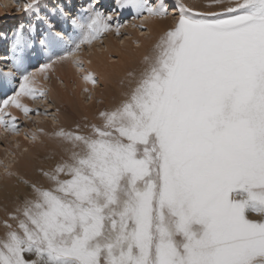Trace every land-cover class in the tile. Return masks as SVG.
I'll return each mask as SVG.
<instances>
[{"label": "snow or ice", "instance_id": "6c2138e0", "mask_svg": "<svg viewBox=\"0 0 264 264\" xmlns=\"http://www.w3.org/2000/svg\"><path fill=\"white\" fill-rule=\"evenodd\" d=\"M43 6L26 5L44 22L38 42L55 59L112 31L111 17L93 7L70 21L82 34L75 49L57 54L63 30L39 16ZM175 6V25L128 98L101 111L90 135L56 132L71 148L42 173L52 187L20 178L32 198L9 217L16 228L4 222L0 264H264V0H235L224 15ZM129 8L170 15L163 0H119L116 10ZM28 46L21 26L20 86L3 101L25 115L16 96L45 95L23 74ZM13 79H0V89ZM15 119L0 116V125L18 132Z\"/></svg>", "mask_w": 264, "mask_h": 264}, {"label": "rangeland", "instance_id": "374dc122", "mask_svg": "<svg viewBox=\"0 0 264 264\" xmlns=\"http://www.w3.org/2000/svg\"><path fill=\"white\" fill-rule=\"evenodd\" d=\"M179 1L178 0H163V2L165 4H167V6L169 8V12H170V15H168L164 18L166 20H169L171 23H174L173 26L176 23L175 17H177L179 14V9L175 5H183L184 6V2H182V0H179ZM196 1H198L199 5L201 6L202 9H210L209 7H211V8L213 7L212 10H215V9L218 10L219 12H215V13L221 14V15L227 14V8L235 3V0H196ZM34 2H36V0H0V31H2V33H3L4 30L5 31L7 30L6 32L8 33L10 30L13 29L12 28L13 24L17 25V27L15 28L16 31L21 26H23V36L29 45L28 47H26L22 50V54L24 53L23 56L25 57V58L23 57V59L25 60L28 58L27 60H25L26 61L25 67L27 70L25 74L31 73V80H32L35 73L40 74L38 72H42V74H41L43 77L42 78L43 80L41 79L42 84H40V85L39 84H36V85L31 84L30 87L35 88L34 90L37 93L43 92V93H45V95L43 97H39L37 95V98H35V99L33 97H31V95H26L25 102H22V104L24 106V105L28 104V102H30V104H29V110L30 111H29V114L25 116L22 108H20L21 110H19V116L15 117L16 118L15 119L16 125L19 128L18 132L6 130L5 127L3 128L2 125H0V127L5 130V132H3V134H5L7 136L9 135L8 137L6 136L7 138H9V137L12 138L13 137L12 135H15V137L17 136V140L18 139L24 140V141H27L29 144H31L34 142L35 139L30 140V138L27 136V135H29L28 134L29 131L35 132L37 127L45 128V124L50 125V129L52 131H54L53 135H50L51 140H48L45 138L39 139L38 141L35 140L36 143L38 144V147L36 148L37 150H35V151H36L37 155H41V157H42L43 151L46 148H48V150H50L51 148L56 150V148H54L55 143H58V142L63 143L56 137L55 134L59 130L63 129V125L67 121L65 120L66 117L64 115L57 113L56 110L58 107H60V108L63 107L64 109L69 108L71 110V112H72L71 116L73 117V124H74V125L73 124H71V125H72L74 130L79 129L82 134H85V135L89 134L90 135L91 134V125L94 123L97 125L102 123V121L98 118L99 117L98 113H100L101 111H105V110H108V111L113 110L119 106L120 102L121 103L124 102L128 98L132 89L135 87L136 81L141 76L140 74H142L147 69L146 68L145 70H143L141 72L137 68L135 69V67H134V70L131 71L133 66H130V69H131L130 74L132 76L129 73L126 74L128 77L125 75H120V77L115 78L113 80V81H117L116 83H114L112 80L111 81L109 80L110 82L109 81L102 82L99 80V78L101 77L99 75V73L97 75L94 74V75H92V77H95L94 79H96V80L98 79L97 80L98 83H95L93 86H91L90 89H89V87L88 88L86 87L87 89L85 87H83L81 89L76 85L77 79H79L80 75L78 74L79 77H78V75H76L75 77H71L72 75H69V74L63 75L61 72H59V69H58L59 66L64 64L65 60L70 59L69 61H71V62H77L78 61L77 59H79V58L82 59V58L91 56V54H97V52L99 51L98 45L104 44V41H103L104 38H105V40H107L106 38L109 37L108 40H111V42H113L116 46H118L120 48L124 47V45L122 44L123 40L129 39L128 37H131V35H133L131 37V40L133 42H136V41L142 42V44H141L142 46H137V45L132 44L133 48L136 49L138 47V50L139 49L141 50L142 47H148L149 48V46H150L149 49H151V50H149L147 52L148 55L146 56V59L150 61L156 55L157 45L159 44L161 38L164 36L165 33H162V35L158 37V35L155 34L154 32H153L154 36H153L151 31L145 32L147 30H146L145 26L143 25V21H140V20H143L144 16L138 17L136 15L135 9H130V8L129 9H121V10L117 11L116 9L118 7L119 0H43L44 6L38 10L39 16L40 17H47L49 20H51V22L56 25V31L58 33L61 32V30H63V35H64V39H65L64 44H65V46L68 45L67 46L68 50L66 49L65 46L62 45L61 48L63 47L64 49L61 50L59 48L61 51L59 52V50H58L57 54L67 55L68 51L75 49L76 44L82 38V34L79 32V30L73 31L72 25L70 23V21L75 16L81 15V16H85V18L90 17L94 14V12H93V7H94L95 11H99V12L111 17V20L109 21V23L111 24L112 31L104 33L102 35V37L100 38V41H103V42H100L97 40L98 43L95 41L96 44L95 43L93 44V42H92L93 45L92 44L91 45L90 44L89 45L88 44H81L79 47V50H81V51H78L79 53H77V51H76L75 55L67 56L66 59H62L63 61L58 60L59 61L58 62L57 59H54L55 56H53V54L48 49L42 48V46L38 42L42 38L43 34L46 32V28H45L44 22L40 19H37L38 18L37 14H36L37 12L29 11V9L26 7V5H31ZM149 2L155 5V4H158L160 2V0H149ZM62 7L64 8V11L67 13L66 16H61L59 14L58 10ZM54 10L56 13L55 15L52 14L54 12ZM191 10H193V9H191ZM224 10H226V11H224ZM193 12H195V11L193 10ZM27 17H28V19H27ZM139 21H140V23H139ZM131 24L133 25V27ZM117 25H120L119 34H117L115 31ZM15 30H14V33H12V35L5 34L4 36H0V54H5L4 59L0 60V73H3V76L7 72L9 75L10 74L12 75V73H13L14 76H17V77H14V79H15L13 82L14 86L9 91V93H7L5 95L4 90L0 89V100L2 99V97L4 98V100H5V97H6V100H9L11 97L16 95V93L19 89V86H20V79L18 77H20L21 75H17V71H18L17 68L18 67L14 62L18 61L21 58V51L15 50L13 47L14 42H15V32H16ZM131 32L132 33L134 32V33L131 34ZM78 33L80 34V36L78 35ZM78 37H80V39H78ZM140 39H144V40H140ZM150 40H152V41H150ZM35 42L37 43V45L39 47V52L37 50V47L35 46L36 45ZM96 48L98 49V51H96ZM42 49L45 51L47 50V51L45 52ZM36 50H37V52H36ZM88 50L93 51V53L91 51H88ZM133 51L135 52V50H133ZM36 53H40L39 54L40 56L37 55ZM47 53H49V54H47ZM83 53H85V55ZM114 54L112 55V62L116 61L118 59V57H117L118 55L116 53H114ZM122 57H124V56H121V59H122ZM80 59H79V62H80V64H82L83 62L80 61ZM125 59H122V60H125ZM50 62H51L52 68L49 67L47 69H44V65L48 64ZM82 66H83V64H82ZM42 69H44V70H42ZM135 70H137V71H135ZM54 72H55V74H53ZM43 73H44V75H43ZM46 78H47V80H46ZM120 78H122V79H120ZM128 78H129V80H128ZM74 81H75V83H74ZM117 83H119V86H117L118 85ZM117 87H118V89H117ZM121 88H122V90H121ZM51 89H59L63 94H65L67 96V98L63 95L61 97V101L59 103L56 102L55 99H53L50 95ZM109 89L112 90V94H114L115 91L118 90V91H116L118 95L116 94L112 103L107 104L105 102V100L102 98V96L100 97L99 94L105 95L107 92L111 93V90L109 91ZM13 91H14V93H13ZM94 91H96V94H98L99 97L95 94ZM31 99H32V101H31ZM2 101L3 100L0 101L1 104H2ZM54 103H56L58 106L56 104L54 105ZM47 104L49 106L44 107ZM0 108H1L0 116H4L5 119H7L10 116V114L3 113L1 106H0ZM97 110H98V112H97ZM37 112H39V114H35ZM94 113H97V114L95 115ZM6 114L9 116H7ZM21 115H22V118H21ZM89 115H90V117H88ZM74 118H76V119H74ZM81 123H83V124H81ZM27 124H28V128L29 129L31 128L30 130L27 128V126H26ZM41 124H42V126H41ZM0 137H1V135H0ZM11 142H13V141L9 140V141L4 142V144H2L3 142H1V139H0V167H1V165L2 166L4 165L3 161H4L5 157L7 156L6 154H3V152H5L9 147V145H7V143H11ZM53 142H55V143H53ZM65 145L67 147L71 148V146H69L68 144H65ZM50 152L53 153L52 151H50ZM69 154H70V152H69ZM63 157H64L63 160H66V158L68 159V154H66V156L64 155ZM47 162L49 163V161H47ZM45 166H46V164H45ZM38 167H40V169H41L43 166H38ZM62 178H67V177H62ZM39 179H42V178H39ZM31 181L34 182L33 179L29 180L30 183H31ZM43 181L44 180L42 179L41 182H43ZM36 182L39 183L40 185H42L40 180L36 181ZM44 183L45 182H43V185H42L43 187H46V188L52 187V185L48 186V185H45L46 183L45 184ZM21 184L22 183L20 182L18 184L19 186L16 184L15 185H16V187L21 188ZM24 187L26 189V193L31 192V189L29 188L28 185H25ZM17 193H19L18 195H19V200H20V201L18 200L17 202H18L19 206L21 207L23 204V201H24L25 193H23L22 191L21 192L19 191ZM0 210L4 212L5 208H1ZM6 212H7L8 216H10L9 213H13V214L16 213V212H13L12 210L9 212L5 211V213ZM13 214H11V215H13ZM253 216L257 217V219H261V217H259V216H256V215H253ZM11 222H16V221L11 220ZM34 258L35 257H33V256H26V259H34Z\"/></svg>", "mask_w": 264, "mask_h": 264}, {"label": "bare ground", "instance_id": "6f19581e", "mask_svg": "<svg viewBox=\"0 0 264 264\" xmlns=\"http://www.w3.org/2000/svg\"><path fill=\"white\" fill-rule=\"evenodd\" d=\"M179 1V0H178ZM180 2V1H179ZM182 2H184V6H186L187 8L189 9H193L195 12L194 13H200V14H206V13H215V12H219L218 10H212L213 7H209L210 9H202L201 6L199 5L198 1L196 0H182ZM181 3V2H180ZM192 10V11H193ZM226 11V10H224ZM37 14V13H36ZM28 19V17H27ZM38 19V18H37ZM140 21H143V25L145 26L146 30L145 32H148V31H151L152 34L153 32L155 34L159 36L162 35V33H165L169 28H171L173 26L174 23H171L169 20H166L164 17H153V16H148L146 13L143 17V20H140ZM139 21V23H140ZM22 22V21H21ZM28 22V21H27ZM138 22V21H137ZM14 23V22H13ZM21 24V23H20ZM132 25V24H131ZM130 25V26H131ZM17 27V25H14L12 26V30H10L8 33L4 30L3 33L2 31H0V36H4L5 34H8V35H12V33H14V30L15 28ZM133 27V25H132ZM131 27V28H132ZM36 28V27H35ZM130 28V27H129ZM128 28V29H129ZM138 29V28H137ZM34 30V29H33ZM32 30V31H33ZM16 31V30H15ZM142 31V30H141ZM139 32V31H138ZM137 32V33H138ZM134 33V32H133ZM131 32V34H133ZM136 33V34H137ZM141 33V32H140ZM130 34V35H131ZM142 34V33H141ZM140 34V35H141ZM145 34V33H144ZM151 34V35H152ZM78 35L80 36V34L78 33ZM150 35V36H151ZM7 36V35H6ZM5 36V37H6ZM129 36V35H128ZM127 36V37H128ZM133 35H131L132 37ZM135 36V35H134ZM154 36V34H153ZM152 36V37H153ZM131 37H128L129 39H124L123 40V45L124 47H118L116 46L113 42H111V40H108V38H106L107 40H105L104 38V44H100L98 45L99 47V51L98 49L96 48V51L97 54H91V56L89 57H85V58H82L80 59V61H82L83 63V67L82 69L80 67L77 66V63L76 62H71L69 60H65L64 64L60 65L59 66V72H61L63 75H66V74H69V75H72L71 77H75L76 75H78L79 79H77V86L79 88H83V87H89V89L91 88V86H93L94 84L92 82H89V81H86L84 79L85 76H88V75H94V74H98L101 76L99 78L100 81L102 82H107V81H113L115 78H118L120 77V75H125L127 76L126 74L129 73L130 74V66H133L132 70H134V67L135 69L137 68L139 71H143L147 68L148 64H149V60L146 59V56L148 55L147 52L151 49L150 46L149 48L148 47H142V49L138 50V47L135 49L133 48L132 44L133 45H137V46H142V42L140 41H136V42H133L131 40ZM144 37V36H143ZM138 38V37H137ZM140 38V37H139ZM78 39H80V37H78ZM149 39V38H148ZM152 39V38H151ZM140 40H144V39H140ZM100 41V39L98 40ZM98 41L96 40V42L98 43ZM103 41H100V42H103ZM152 41V40H150ZM96 42L94 41L93 44ZM99 42V43H100ZM36 43V42H35ZM145 43V42H144ZM148 43V42H147ZM34 44V43H33ZM92 44V43H91ZM90 44V45H91ZM92 44V45H93ZM150 44V43H149ZM89 45V44H88ZM37 47V50L39 52V47L36 43L35 45ZM65 46V44L63 45ZM68 46V45H67ZM67 46L66 49H67ZM95 46V45H94ZM5 47V46H4ZM96 47V46H95ZM7 48V47H6ZM87 48V47H86ZM92 48V47H91ZM5 49V48H4ZM60 49H64L63 47ZM60 49L59 52L61 51ZM82 49V48H81ZM89 49V48H88ZM36 50V52H37ZM43 50V49H42ZM57 50V51H58ZM68 50V49H67ZM84 50V49H83ZM135 50V52L133 51ZM138 50V51H137ZM31 51V50H30ZM45 51V50H43ZM47 51V50H46ZM45 51V52H46ZM78 51H81V50H78ZM77 51V53H79ZM88 51H91V50H88ZM49 52V51H48ZM83 52V51H82ZM93 53V51H91ZM43 53V52H42ZM76 53V52H75ZM90 53V52H89ZM96 53V52H95ZM116 53L118 59L116 61H113L112 62V55ZM24 54V53H23ZM37 55H39L40 53H36ZM49 54V53H47ZM85 55V53H83ZM120 54V55H119ZM4 55L5 54H0V60H3L4 59ZM93 55V56H92ZM115 55V54H114ZM40 56V55H39ZM121 56H124L122 57V59H125V60H122L121 59ZM24 57V56H23ZM31 57V56H30ZM38 57V56H37ZM50 57V56H49ZM81 57V56H80ZM25 58V57H24ZM27 58V57H26ZM41 58V57H40ZM149 58V57H148ZM28 59V58H27ZM25 59V60H27ZM55 59V58H54ZM79 59H77L79 61ZM24 60V70H23V74L26 73V67H25V61ZM45 60V59H44ZM55 61V60H54ZM58 61V59H57ZM63 61V60H62ZM53 62V61H52ZM59 62V61H58ZM28 63V62H27ZM55 63V62H54ZM132 64V65H131ZM128 66V67H127ZM18 67V66H17ZM57 67V66H56ZM52 68V67H51ZM18 71H17V75H21L22 72L20 70V68L18 67L17 68ZM58 71V70H57ZM137 71V70H135ZM10 72V71H9ZM11 73V72H10ZM40 74H36L33 76V83L32 85H36V84H42V72H38ZM48 73V72H47ZM58 73V72H57ZM132 73V72H131ZM55 74V72L53 73ZM59 74V73H58ZM57 74V75H58ZM44 75V73H43ZM62 75V76H63ZM131 75V74H130ZM141 75V74H140ZM59 76V75H58ZM132 76V75H131ZM4 77H17V76H14L13 73L12 75L8 74V72L6 74H4L3 77H0V79H3ZM21 77V76H20ZM20 77H18L20 79ZM128 77V76H127ZM64 78V77H63ZM95 78V77H94ZM42 79V80H41ZM122 79V78H120ZM125 79V78H124ZM127 79V78H126ZM14 80H10L9 81V85L5 88H3L4 90V93L5 95L7 93H9V91L13 88L14 86ZM47 80V78H46ZM62 80V79H61ZM64 80V79H63ZM96 80V79H95ZM98 80V79H97ZM129 80V78H128ZM109 81V82H110ZM124 81V80H123ZM114 83H116L117 81H113ZM127 82V81H126ZM129 82V81H128ZM44 83V82H43ZM75 83V81H74ZM113 83V84H114ZM125 83V82H124ZM119 86V83H117ZM31 85V84H30ZM44 85V84H43ZM42 85V86H43ZM103 85V84H102ZM106 86V85H105ZM114 86V85H113ZM121 86V85H120ZM123 87V86H122ZM86 88V89H87ZM108 88V87H107ZM32 89L34 90L35 88L32 87ZM80 89V90H81ZM118 89V87H117ZM120 89V88H119ZM124 89V88H123ZM17 90V89H16ZM111 89H109L110 91ZM122 90V88H121ZM91 91V90H90ZM118 91V90H116ZM115 91L114 94H112V90H111V93L107 92L105 95L103 94H99L100 97L102 96V98L105 100V102L107 104L109 103H112V101L114 100V97L116 96L117 92ZM12 92V91H11ZM95 94H96V91H94ZM14 93V91H13ZM11 94V93H10ZM50 95L53 99H55L56 102H60L61 101V97L64 95L66 98L67 96L65 94H63L59 89H51L50 90ZM98 97L99 95L96 94ZM118 95V94H117ZM25 97L26 95H18L16 96L17 100L19 101V103L21 105L22 102H25ZM32 97V96H31ZM29 98V97H28ZM101 98V99H102ZM3 101L6 100V97H5V100L4 98L2 97ZM0 100V101H1ZM3 101H2V104L0 103V106L2 107V110H3V113H7V114H10L11 117H16V116H19V110H21L20 108H17L15 107L14 104H11L9 103L8 106L5 108L3 107ZM32 101V99H31ZM71 101V100H70ZM29 104L30 102H28V104L24 105V107H27L29 109ZM56 103H54L55 105ZM118 104V103H117ZM121 104V102L119 103V105ZM57 105V104H56ZM49 105L47 104L46 106L44 107H48ZM58 106V105H57ZM117 106V105H116ZM57 108V107H56ZM31 109V108H30ZM1 110V108H0ZM57 113L59 114H62L64 115L66 118L65 120L67 121L64 125H63V130L64 131H76L73 129L72 125L73 124V117L71 116L72 115V112L69 108H66L64 109L63 107L60 108L58 107L57 108ZM95 111V110H94ZM98 112V110H97ZM21 113V112H20ZM24 113V112H23ZM6 114V115H7ZM95 115L97 113H94ZM99 114V113H98ZM5 115V114H4ZM9 116V115H7ZM26 116V115H25ZM90 117V115L88 116ZM21 118H22V115H21ZM24 118V117H23ZM76 119V118H74ZM23 120V119H22ZM78 121V120H77ZM91 121V120H90ZM29 122V121H28ZM25 124V123H24ZM83 124V123H81ZM95 124V123H94ZM39 125V124H38ZM37 125V126H38ZM74 125V124H73ZM93 125V124H92ZM27 128H28V124L26 125ZM42 126V124H41ZM40 126V127H41ZM4 128V126H3ZM0 127V139H1V142H3L2 144H4V142L6 141H13L11 143H7V145H9L8 149L3 152V154H6L7 156L5 157L4 161H3V166L1 165L0 167V209L1 208H5V211H13V212H16V209L19 206L18 204V200H19V193L17 192H23L25 193V196H24V199L25 198H29L31 199L32 198V193L31 192H28L26 193V189H25V184H21V188H18L16 187V185H18L20 183V178H23V180H34V182L36 181H39L41 182V180L43 179L45 182L44 184L45 185H48V186H51L50 182L42 175L43 172H47V171H51L55 165L59 162H61V160L64 159V155L66 156V154H68V158H69V151L68 149H70L69 147H67L64 143H55L54 145V148H56V150L54 149H50L48 150V148H46L44 151H43V156L41 157V155H37L36 151L37 150L36 148L38 147V144L36 143V141H38L39 139H42V138H45V139H48V140H51V136L50 135H53L54 131H52L50 129V125L48 124H45V128H39L37 127L35 132H31L29 131V135H27L30 140L33 139V137H35V140L33 143L29 144L27 141H24V140H17V136L15 137V135H12L13 137H9L7 138L8 136L3 134V132H5V130ZM35 128V127H34ZM33 128V129H34ZM26 129V128H25ZM29 129V128H28ZM31 129V128H30ZM29 129V130H30ZM28 131V130H27ZM10 133V132H9ZM8 133V134H9ZM36 133V134H35ZM7 134V133H6ZM20 134V133H19ZM18 134V135H19ZM26 134V133H25ZM89 135V134H88ZM7 136V137H6ZM7 138V139H6ZM23 138V137H22ZM51 142V141H50ZM71 146V145H69ZM50 148V147H49ZM50 151H52L53 153H51ZM67 159V158H66ZM49 161V163L47 162ZM46 164V166H45ZM38 166H43L41 169L40 167ZM39 178H42V179H39ZM32 182V181H31ZM43 182L42 185H43ZM37 183V182H36ZM16 184V185H15ZM39 184V183H38ZM19 186V185H18ZM46 188V187H45ZM21 197V196H20ZM20 201V200H19ZM11 208V209H10ZM5 211H1L0 210V240H2L6 233L9 231L6 227H5V224L4 222L7 220L8 223H11L13 224V228H16L17 226V222H11V219H9V217L11 216V214L13 213H9L10 216L7 215V212L5 213ZM15 214V213H14ZM253 219H257V217L253 216L252 217ZM13 221V220H12Z\"/></svg>", "mask_w": 264, "mask_h": 264}]
</instances>
